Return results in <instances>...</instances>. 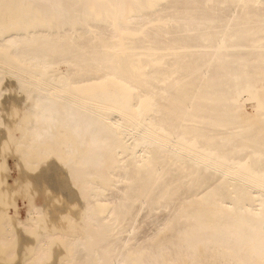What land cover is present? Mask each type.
<instances>
[{
	"label": "bare ground",
	"instance_id": "obj_1",
	"mask_svg": "<svg viewBox=\"0 0 264 264\" xmlns=\"http://www.w3.org/2000/svg\"><path fill=\"white\" fill-rule=\"evenodd\" d=\"M0 264H264V0H0Z\"/></svg>",
	"mask_w": 264,
	"mask_h": 264
},
{
	"label": "rangeland",
	"instance_id": "obj_2",
	"mask_svg": "<svg viewBox=\"0 0 264 264\" xmlns=\"http://www.w3.org/2000/svg\"><path fill=\"white\" fill-rule=\"evenodd\" d=\"M75 227H76V230H78V229H79V227H78L77 225H76ZM77 227H78V228H77Z\"/></svg>",
	"mask_w": 264,
	"mask_h": 264
}]
</instances>
